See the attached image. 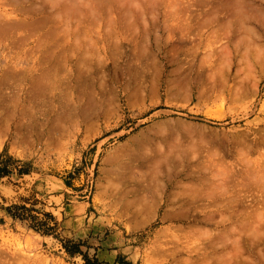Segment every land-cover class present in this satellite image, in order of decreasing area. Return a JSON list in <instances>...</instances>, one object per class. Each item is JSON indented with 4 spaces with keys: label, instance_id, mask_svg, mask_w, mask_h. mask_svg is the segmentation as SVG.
Instances as JSON below:
<instances>
[{
    "label": "rangeland",
    "instance_id": "rangeland-1",
    "mask_svg": "<svg viewBox=\"0 0 264 264\" xmlns=\"http://www.w3.org/2000/svg\"><path fill=\"white\" fill-rule=\"evenodd\" d=\"M119 254L264 264V0H0V264Z\"/></svg>",
    "mask_w": 264,
    "mask_h": 264
},
{
    "label": "trees",
    "instance_id": "trees-1",
    "mask_svg": "<svg viewBox=\"0 0 264 264\" xmlns=\"http://www.w3.org/2000/svg\"><path fill=\"white\" fill-rule=\"evenodd\" d=\"M116 262L117 264H135L131 258L125 257L122 254L117 255ZM96 263H98V260H96L95 264Z\"/></svg>",
    "mask_w": 264,
    "mask_h": 264
},
{
    "label": "bare ground",
    "instance_id": "bare-ground-1",
    "mask_svg": "<svg viewBox=\"0 0 264 264\" xmlns=\"http://www.w3.org/2000/svg\"><path fill=\"white\" fill-rule=\"evenodd\" d=\"M222 5V4H221ZM249 163V162H248ZM249 165V164H248ZM250 166V165H249ZM252 169V168H251ZM249 171H251V170H249ZM252 172V171H251ZM251 175V174H250ZM254 175V174H253ZM251 178H253V176H251ZM254 179V178H253ZM256 180V179H255ZM255 180H253V181H255ZM258 180H260V179H258ZM263 181V180H262ZM259 182V181H258ZM248 184H249V182H247ZM250 184H251V182H250ZM253 185V184H252ZM194 190V189H193ZM260 193V192H259ZM250 196V195H249ZM259 197H260V195H259ZM258 203V202H257ZM257 206H259V205H257ZM231 213V212H230ZM259 215V214H258ZM261 217V216H260ZM225 220V219H224ZM258 225V224H257ZM232 228V227H231ZM209 234V233H208ZM220 234V233H219ZM209 236V235H208ZM213 237V236H212ZM205 240H206V238H205ZM211 242V241H210ZM213 242V241H212ZM232 242H233V240H232ZM218 244V243H217ZM233 244V243H232ZM212 248V247H211ZM203 256V255H202ZM204 258V257H203Z\"/></svg>",
    "mask_w": 264,
    "mask_h": 264
}]
</instances>
